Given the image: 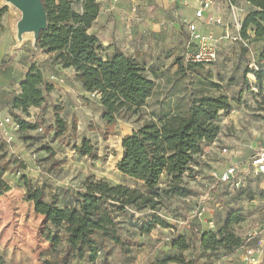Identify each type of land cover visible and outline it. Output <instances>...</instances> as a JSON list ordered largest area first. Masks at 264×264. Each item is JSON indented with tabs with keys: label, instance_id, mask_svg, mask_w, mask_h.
Segmentation results:
<instances>
[{
	"label": "trees",
	"instance_id": "16d2710c",
	"mask_svg": "<svg viewBox=\"0 0 264 264\" xmlns=\"http://www.w3.org/2000/svg\"><path fill=\"white\" fill-rule=\"evenodd\" d=\"M78 2L81 3L80 11L75 9ZM99 2L44 0L48 26L42 33L35 57L40 51L53 55L51 66L60 63L63 69L73 71L82 91L99 103V118L103 126L98 130L102 139L107 141L116 133L120 121L134 116L139 120L141 110L154 93L155 81L149 77L142 56H129L118 49L108 53L99 38L90 32L99 15ZM230 2L232 5L238 4V0ZM246 2L253 10L242 21L240 36L247 42L264 41V0ZM6 12V8L0 10V35L4 30L1 20ZM250 31L254 40L249 35ZM184 64L190 70L205 65L186 63L184 56L176 58L173 65H179L184 71ZM6 65L3 60L0 69ZM259 68V71L250 68L246 71L247 78L251 73L254 75L255 83L251 84L257 88L264 85L263 65H259ZM43 69L42 64L32 62L20 83V92L10 99L9 112L18 126L21 141L30 143L34 140L31 132L42 129L46 138L52 135L49 141H59L77 156L87 157L92 163L104 162L105 158L99 156L90 139L84 138L79 144L75 141L78 120L74 117L70 123L64 119L60 105L53 106V124L42 127L39 119L36 123L26 120L32 108L45 110L48 96L54 89L45 79ZM89 96L87 100H90ZM232 109L227 96H211L201 92L190 98L185 109L178 106L169 108L126 135L122 152L116 159L119 162L117 169L124 177L138 184L137 187L112 185L105 180L87 178L75 188H52L48 183L34 185L27 176H23L25 200L33 204L35 214L44 218L50 232L51 249L49 258L43 264H73L75 261L80 264H109V251H105L102 260L100 257L102 250H105L96 229L100 221L118 239L124 254H128V251L117 230V219L136 221L144 237L158 226L173 229L174 226L161 216L160 211L170 200L194 196L184 178H196L193 166L197 158L203 156L206 144L217 141L220 135L219 118L222 114H229ZM92 130H96L94 126ZM44 150L50 155L55 153L51 146H45ZM8 154L7 144L0 140V198L11 191L6 175L15 173L17 168H26L17 160L12 161ZM14 164L18 167H14ZM220 186L230 187L228 184ZM246 189L234 190L250 198L252 194ZM234 199L239 200L238 196ZM244 219L238 209L226 212L218 222L213 221V229L208 226L204 228L200 223L199 228L192 221L191 232L197 236L199 248H194L187 234H175L170 239V253L157 256L150 264H215L222 257L245 247L244 239L235 230V226ZM190 251L193 256L187 258L186 253ZM0 264H5L1 251Z\"/></svg>",
	"mask_w": 264,
	"mask_h": 264
},
{
	"label": "rangeland",
	"instance_id": "374dc122",
	"mask_svg": "<svg viewBox=\"0 0 264 264\" xmlns=\"http://www.w3.org/2000/svg\"><path fill=\"white\" fill-rule=\"evenodd\" d=\"M3 8L7 12L1 20L4 30L0 35V54H3L2 61L8 64L12 61L13 46L18 42L17 24L22 15L14 6L0 0V10ZM75 9L81 10L80 2L75 4ZM24 40L34 44L32 34L24 35ZM185 51L184 47L181 55ZM37 60L41 61L43 58L37 55L35 61ZM163 62L165 66L160 70L147 65L148 75L155 81V90L147 106L141 110L139 120L134 116L120 121L116 133L107 141L102 139L98 130L103 126L99 118V103L92 96H89L90 100L86 99L87 96L74 75L66 81L68 89L56 97L48 96L46 108L39 116L41 126L54 123L53 103L62 104L58 97L61 93L63 96L65 94L66 103L61 115L70 123L74 117L77 118L75 141L79 144L84 138L90 139L99 156L105 158V161L92 163L87 157H79L59 141L48 142V138L40 130L31 132L34 140L30 143H21L20 137H17L18 142L9 146L8 156L12 161L25 164L26 168H17L15 173L7 175L6 181L11 186V191L0 198V251L5 264H43L49 258L51 249L50 232L44 218L35 214L32 203L25 200L23 176H27L34 185L42 180V184L46 182L52 188H75L81 186L87 178L105 180L112 185L137 187L138 184L124 177L117 169L116 159L122 152L123 138L169 108L178 106L185 109L190 98L201 92L211 96H227L233 109L219 118L220 135L215 146L209 148L206 144L203 156L197 158L196 165L193 166L196 178H184L194 196L168 201L160 213L174 228L164 229L158 226L145 237L136 221L117 219L116 216L117 230L126 243L128 254H124L118 239L110 230L101 221L98 222L96 229L105 247L100 256L101 260L105 257V251H109V264H150L157 256L170 253V239L175 234H187L194 248H199L196 244L197 236L182 223L191 217L192 210L199 201H203L206 207L202 220L204 227H207L206 222H218L223 214L233 210L240 209L245 218L235 226L237 234L245 241V247L232 255L222 257L215 264H239L246 248H255L260 243L264 245V176L256 175L251 166L252 156L264 149V85L260 88L252 86L255 83L252 76L246 77L251 63L264 65V41L241 44L228 40L219 45L216 62L205 64L196 70L188 69L185 64L184 71L179 65H174L176 67L172 70L171 63ZM44 64L50 66L48 61ZM9 117L14 122L11 115ZM92 126L96 130H92ZM69 136L74 139L72 134ZM51 138L52 135L48 140ZM51 144L56 149L54 155L44 150L45 146ZM23 148L24 151H20ZM225 148L228 153L222 152ZM33 155L36 157L32 158ZM28 157L31 159H27ZM230 165H235L239 177L245 178L244 186L252 194V198L217 184V176ZM236 196L239 200L234 199ZM193 222L200 226L197 221ZM186 256L192 258L193 253L187 252ZM73 264L80 263L75 261ZM260 264H264V260Z\"/></svg>",
	"mask_w": 264,
	"mask_h": 264
},
{
	"label": "crops",
	"instance_id": "0c3cea01",
	"mask_svg": "<svg viewBox=\"0 0 264 264\" xmlns=\"http://www.w3.org/2000/svg\"><path fill=\"white\" fill-rule=\"evenodd\" d=\"M199 2L200 0H119L115 3L114 0H100L99 15L90 32L99 38L108 53L118 49L129 56L139 55L143 57L148 67H156L159 70L165 66L163 62L165 61L171 63L173 70L176 67L173 65L174 60L181 55L183 48L185 47L186 51L181 55L182 57L186 52L194 51L196 47L190 42L189 36L185 32L183 19L186 22L195 23L201 34L214 36L220 45L229 40L227 36L237 35V21H243L246 14L253 10L246 0H238L236 5V8L244 12H236L224 0H215L211 8L203 13L202 18H196ZM249 35L254 40L251 31ZM36 53L34 44H29L23 37L22 42L18 40L17 44L13 46L12 61L0 69V123L10 116V99L20 92V83L32 62L43 65L45 79L54 86L50 94L51 97H56L60 92L68 89L65 84L68 77L74 75L73 71L63 69L60 63L55 67L51 66L53 55L42 51L38 55L44 61L41 60L42 63L39 60L35 61ZM2 59L3 54H0V65ZM46 61L49 62L51 67L48 64L46 66L50 69L45 66ZM62 94L58 97L62 104L55 102L53 105L64 107L66 95ZM41 111L39 108H32L29 111L30 116L26 120L36 123ZM3 129L12 135L13 142H18V127L15 122L0 126V139ZM47 138L49 139L50 136ZM21 143L24 142L21 141ZM213 146L215 145L211 144L209 148H213ZM51 147L56 151L54 144H51ZM20 151L23 152L24 148ZM24 155H28V153H24ZM34 157L36 155H33L32 158ZM42 183L41 180L36 185H43ZM197 222L203 223L199 220Z\"/></svg>",
	"mask_w": 264,
	"mask_h": 264
},
{
	"label": "built area",
	"instance_id": "2783aa9c",
	"mask_svg": "<svg viewBox=\"0 0 264 264\" xmlns=\"http://www.w3.org/2000/svg\"><path fill=\"white\" fill-rule=\"evenodd\" d=\"M118 1L119 0H114L115 3H117ZM214 1L215 0H200L199 9L196 12V18H202L203 13L211 8ZM224 1L228 3L232 9H235L236 12L237 11L244 12L243 10L236 8V5H232L230 0H224ZM182 21L185 32L189 36L190 42L196 46L194 51L186 52V54L184 55V61L186 63H200L206 65L216 62L218 57L219 41L215 39L214 36L212 35L201 34L198 31L195 23L186 22L184 19ZM217 22L219 23L220 21ZM241 27H242V20H239L236 23L237 35L233 37L227 36V39L242 44L248 43L247 41L243 40L242 37L240 36ZM249 68L254 71L260 70L259 65L257 63H251L249 65ZM263 71H264V65H263ZM249 76H252L253 81H255V77L252 73L249 74L248 77ZM11 123L12 120L10 119V117H7L4 119L2 123H0V126H2L3 124L5 125ZM39 130L42 131V129ZM0 140L3 141L5 144H7L8 148L9 146H11V144H13L14 141L12 135L5 129H3L1 132ZM213 145H215V142L213 143ZM222 152L228 153L226 148L223 149ZM251 166L253 168V172L256 175L264 176V149L257 151L252 156ZM217 184L219 186L223 184H228L232 189H240L245 185V178L239 177V173L235 165H230L228 168H226V170H224L221 174H219V176H217ZM207 196L208 195H206V197ZM205 212H206L205 203H203V201H199L192 210L191 217H189L186 221L182 223L188 229H191L190 223L195 219L202 221ZM206 225L208 226V228L211 229L215 227L214 222L212 220L206 222ZM194 231L198 232L197 229H194ZM263 260H264V245L260 243L255 248H246L245 254L239 264H260Z\"/></svg>",
	"mask_w": 264,
	"mask_h": 264
},
{
	"label": "water",
	"instance_id": "95a60500",
	"mask_svg": "<svg viewBox=\"0 0 264 264\" xmlns=\"http://www.w3.org/2000/svg\"><path fill=\"white\" fill-rule=\"evenodd\" d=\"M21 12V19L17 24V39L22 42L26 34L34 37V46L38 50V43L42 33L47 29V13L44 0H3ZM119 163V162H118Z\"/></svg>",
	"mask_w": 264,
	"mask_h": 264
}]
</instances>
